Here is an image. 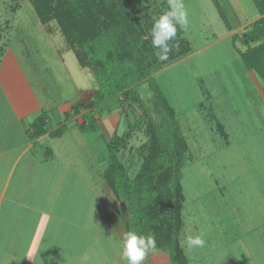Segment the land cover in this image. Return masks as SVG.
Segmentation results:
<instances>
[{
    "label": "rangeland",
    "instance_id": "374dc122",
    "mask_svg": "<svg viewBox=\"0 0 264 264\" xmlns=\"http://www.w3.org/2000/svg\"><path fill=\"white\" fill-rule=\"evenodd\" d=\"M35 1L0 0V64L6 56L21 63L44 106L50 109L47 113L54 126L60 122L59 120L64 122L58 113L59 106L66 104L67 101H72V107L78 103H85L80 113L74 114L72 111L73 116H78V120L75 121L77 128L71 133L79 134L81 131L78 125L83 122V115L89 112L88 105L93 101V95L100 88V83L93 69L80 65L76 46H70L60 30L59 15L56 12L59 2L53 1L50 7L54 19L43 23L34 7ZM122 2L124 7L119 8L134 13L142 24L143 32L151 30L154 20L169 10V0H122ZM181 2L187 11L188 24L177 27L181 38L186 39L192 50L207 48L218 39V36L226 37L235 31L240 35L236 38L243 39L244 35L251 33L254 23L261 18L257 19L260 13L254 0H181ZM79 10L85 9L79 7ZM259 44H252V48L258 47ZM238 52L232 49L228 40L188 60L174 70L169 78L180 109L179 119L182 128L185 127L184 120L187 124L202 128L197 138L198 144L192 143L194 153H197L196 146H200V155L194 154L193 161L188 162L183 169L185 225L180 239L189 264H264V108L263 103L259 105L261 108L259 106L250 108L246 105V116L241 114L239 105H243L246 93L243 95L245 88L241 74L236 68L243 67V64L240 60L239 63L232 64V60L238 58ZM257 67L259 68L253 71L261 82L264 80L261 72L263 67L260 64ZM225 69L229 70L228 73ZM224 72L227 73V83ZM201 73L208 75L199 82L202 77L196 80L195 76H200ZM232 86L234 96L231 102L234 106L229 108L227 104L222 109L221 88L228 90ZM204 89L207 95L209 90L210 94L219 100L214 104L218 107L216 112L219 120L225 122L227 137L216 130L213 120L207 119L208 124L201 123L191 116L189 106L194 99L202 98L199 91L204 94ZM165 90L169 96L170 92ZM139 93L143 101L142 109L138 106L140 103H137L135 112H131L129 104L119 105L114 99L111 106L108 104L104 108H95L96 118L100 119L106 110L119 109L117 112L120 113L115 115L121 122L118 127L119 135L126 131L127 120L130 119L133 123L143 111L147 116L152 115L153 119L160 118L148 82L144 81L139 86ZM120 99L122 100V97ZM170 100H173L171 96ZM70 118L64 120L70 121ZM140 129L141 132L135 131L137 133L135 138L130 140V145L134 146L132 150L138 149L146 139L143 127ZM255 130L257 133L252 134ZM97 133L96 131L91 134L94 137ZM188 134L191 135V132ZM193 134L196 138L198 133ZM208 137L215 138L216 144L208 142ZM224 138H228V141ZM63 140L75 151L79 171L85 177V180L77 182L75 188L76 199L80 201L76 202L75 206L71 204L70 210L74 211L75 207L74 213H77V218H81L82 215L85 217L87 214L85 221L78 219L76 223L82 228L99 229L96 237L104 243L106 237L104 233L109 226L102 217L111 205L109 202L106 203L104 198L101 203L93 201L92 209L87 208V202L92 196L89 187L97 190L101 184H105V180L97 173L98 171L89 168L90 161L86 158L92 154L90 160L96 165V159L100 155H94L91 151L99 148L102 150L100 157L107 160L106 144L109 140L104 137L98 142L94 141L92 145L89 142L83 144L81 138L74 139L72 136H66ZM75 140L83 145L75 144ZM60 145L57 143V146ZM216 145L218 147L215 150ZM70 149L68 153L72 154L69 152ZM211 149H214L212 153ZM132 150L128 149L122 155L125 166L131 167L129 170L131 174L138 169L136 163H131ZM65 158H67L65 154H62L60 159ZM60 195L63 196L64 193ZM125 207L127 216V205ZM126 218L129 219V215ZM201 233L205 246L189 248L185 243L186 237H195Z\"/></svg>",
    "mask_w": 264,
    "mask_h": 264
},
{
    "label": "crops",
    "instance_id": "0c3cea01",
    "mask_svg": "<svg viewBox=\"0 0 264 264\" xmlns=\"http://www.w3.org/2000/svg\"><path fill=\"white\" fill-rule=\"evenodd\" d=\"M259 17L262 16H258L257 19ZM240 21L242 22V19ZM236 36H240L237 31L226 37L218 36V39L209 47L192 50L181 60L154 75L169 102L176 109L181 128L180 109L170 84V74L201 52L224 44L228 40L231 42L232 49L239 51L238 58L233 59L232 64L239 63V60L243 64V67L236 68L241 74L245 88L243 95L246 93L243 105H239L242 116H246V105L255 108L263 103L264 108V80L260 82L253 69L246 67L242 55H247L249 47ZM228 71L225 69V72L228 73ZM227 73H225V83H227ZM207 75L201 73L200 76H194L195 79L202 77L199 79L201 82L200 80ZM199 82L197 81V84ZM165 89L168 93L170 92L169 96ZM221 89L222 109L227 104L229 108H232L234 106L231 102L234 96L233 86L228 90L223 87ZM205 92L206 89H204V94L199 91L202 98L194 99L189 109L194 120L208 124L206 120L214 119L211 114L218 110L214 103L219 100L210 94L211 91L208 90V95ZM170 96L173 100H170ZM113 103L114 101H111L108 104L111 106ZM72 105V101H67L66 104L57 108L64 122L59 120L60 122L54 126L47 113L50 109L44 106L21 63L6 56L0 64V264H127L122 253L123 238L127 233L126 222L129 220L126 217L129 214L127 212L126 216L125 204L113 197L106 181L104 185L101 184L98 187L100 191L98 188L96 190L94 187H89L92 196L87 202L88 209H92L93 201L101 203L104 198V201L111 205L102 217L106 219V225L109 226L104 233L106 236L104 243L96 237L100 232L99 229L82 228L76 223L78 219L85 221L87 216L85 214V217L82 215L81 218H77V213H74L75 207L74 211L70 210L71 204L75 206V203L80 201L76 199L75 188L77 182L85 180V177L79 171L75 151L70 149L67 146L68 142L63 140L66 136H72L74 139L81 138L83 144L89 142L91 145L94 141L98 142L104 137L110 141L121 123L118 117H115L120 113L117 112L119 109L106 110L103 116L97 119L98 133L93 137L91 133H84L81 130L79 134L71 133L77 128L75 121L78 120V116L72 114ZM43 112L49 116L51 131L67 125L68 129L61 137L54 138L48 133L36 139L30 138L31 124ZM64 118H70V121ZM220 122L226 129L225 122L221 119ZM183 123L185 127L182 128V132L184 131L183 134L189 143L192 155H200V146H196L197 153H194L192 143H197L202 128L187 124L185 120ZM189 132L191 135L195 132L198 134L196 138L194 134L190 138ZM254 133H257L256 130L252 131V134ZM214 139L208 137V142L212 141L215 145ZM57 143L61 145L57 146ZM74 143L77 144L79 141L75 140ZM83 144L79 143V145ZM217 147L216 145L214 149L216 150ZM69 149L72 154L68 153ZM213 150L211 149V153ZM101 151L97 148L91 152L101 156ZM62 154H65L67 158L61 160ZM85 156H87L86 153ZM100 156L96 159V165H93V161L90 160L92 154L86 160L90 161V169H95L103 176L108 168V162ZM60 193L64 195L61 196ZM142 264H171V262L168 254L150 250Z\"/></svg>",
    "mask_w": 264,
    "mask_h": 264
},
{
    "label": "trees",
    "instance_id": "16d2710c",
    "mask_svg": "<svg viewBox=\"0 0 264 264\" xmlns=\"http://www.w3.org/2000/svg\"><path fill=\"white\" fill-rule=\"evenodd\" d=\"M53 1L34 2L43 23L55 17L50 9ZM57 1L60 30L69 45L76 46L80 65L93 69L100 83L93 101L88 105L89 112L83 115V122L78 125L82 132L98 130L95 108L103 107L114 99L119 105L129 104L131 112H135L137 103L142 109L139 86L144 81L148 82L160 118L153 119L143 110L137 118L134 117L133 123L127 118L128 125L123 135L115 131L106 144L108 168L103 178L114 197L127 205L130 216L126 222L127 232L154 235L155 250L168 254L171 264H189L180 239L185 223L183 210L186 199L182 180L183 169L193 161L194 156L177 119L176 109L154 75L190 54L192 48L185 38H181L177 27L175 39L169 42L171 51L168 58L158 59L159 49L152 45L151 30L143 32L136 15L119 8L124 7L122 0ZM254 1L262 17L241 41L249 46L247 55H242L246 67L257 70L258 64L264 67V0ZM79 7L85 10H79ZM257 43H260L258 47H250ZM261 72L264 76L263 68ZM84 107L85 103H78L72 111L77 114ZM213 112L211 116L218 122H215L216 130L227 137L217 112ZM142 127L146 139L138 149L132 150L134 146L130 145V140L135 138V131L141 132ZM67 129V125H62L51 131L49 116L43 112L31 124L30 138L36 139L48 133L58 138ZM224 139L228 141V138ZM128 149L133 151L131 163L138 165L133 174L129 171L131 167L127 168L122 160Z\"/></svg>",
    "mask_w": 264,
    "mask_h": 264
},
{
    "label": "clouds",
    "instance_id": "9594fccd",
    "mask_svg": "<svg viewBox=\"0 0 264 264\" xmlns=\"http://www.w3.org/2000/svg\"><path fill=\"white\" fill-rule=\"evenodd\" d=\"M188 24L187 11L181 0H169V10L154 20L150 35L152 45L159 49L158 59L166 60L171 51L170 41L177 35V25L184 27ZM162 49V51H161ZM123 257L127 264H142L150 250H155L156 239L152 234L142 235L135 231H128L124 235ZM185 243L189 248L204 247L203 234L187 236Z\"/></svg>",
    "mask_w": 264,
    "mask_h": 264
}]
</instances>
